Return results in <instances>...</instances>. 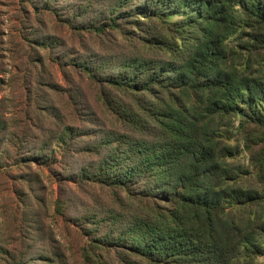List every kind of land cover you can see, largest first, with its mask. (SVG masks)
<instances>
[{
    "label": "trees",
    "instance_id": "trees-1",
    "mask_svg": "<svg viewBox=\"0 0 264 264\" xmlns=\"http://www.w3.org/2000/svg\"><path fill=\"white\" fill-rule=\"evenodd\" d=\"M77 1L60 9L46 0L43 9L119 53L86 47L71 57L56 37L34 43L58 50L48 61L64 74L100 88L121 130L105 129L90 111L86 127L66 123L48 94L59 86L51 76L42 82L38 56L37 95L31 89L24 117L47 138L29 131L15 141L10 167L57 163L64 181L111 192L114 207L99 218H72L61 196L55 202L84 238L83 264H264V0ZM82 157L90 162L73 168ZM31 226L23 214L18 233ZM48 251L6 254L9 264H59Z\"/></svg>",
    "mask_w": 264,
    "mask_h": 264
},
{
    "label": "rangeland",
    "instance_id": "rangeland-1",
    "mask_svg": "<svg viewBox=\"0 0 264 264\" xmlns=\"http://www.w3.org/2000/svg\"><path fill=\"white\" fill-rule=\"evenodd\" d=\"M45 1L0 0V125H6L5 132L0 134V162L5 163L0 168V264L10 263L6 252L15 257L30 252L32 254L27 257L34 258L45 250L49 257L48 250L58 252L59 264H83L81 247L84 238L69 225L66 214L63 217L56 214V200L61 196L66 212L72 218L92 214L97 218L104 217V211L114 207L109 190L90 184L78 187L64 181L57 163L52 170L35 164H31L30 171L25 167H10L14 158L9 159L8 155H19V151H13L17 145L15 141L30 133L42 136L37 142H41L43 137L47 138L45 133L30 130L24 117L29 102L33 100L31 89L37 95L33 82L40 70L34 65L38 56L45 59V67L41 70L43 75H39L42 82L48 81L51 76L59 89L53 93L43 84L40 87L48 89L52 103L65 114L63 118L66 123L80 129L86 127L82 115L90 111L93 114L91 119L104 125L105 129L121 130L120 125L102 107L100 88L68 69L64 74L48 61L51 55L60 54L58 50L45 51L34 43L37 37H56L64 44L61 51L75 52L71 57L85 53L86 47L91 48V53L112 57L114 53H119L118 50L112 51L113 41L73 34L52 13L43 9ZM47 1L49 7L57 4L56 7L60 9H64L66 3L65 0ZM78 2L85 3L83 0ZM34 4H39V7ZM75 93L79 95L78 98ZM47 123L48 120H43L38 125L45 128ZM88 162V157H82L74 163L73 168ZM23 175L32 180L25 181ZM23 214L30 216L32 231L20 235L18 228Z\"/></svg>",
    "mask_w": 264,
    "mask_h": 264
}]
</instances>
